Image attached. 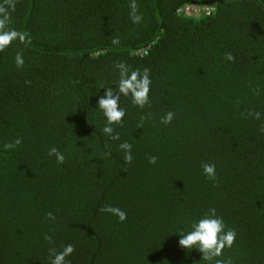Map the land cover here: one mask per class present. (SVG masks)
I'll return each mask as SVG.
<instances>
[{"label":"trees","instance_id":"trees-1","mask_svg":"<svg viewBox=\"0 0 264 264\" xmlns=\"http://www.w3.org/2000/svg\"><path fill=\"white\" fill-rule=\"evenodd\" d=\"M131 2L0 0L30 39L0 51V264H50L68 244L67 264H210L179 240L212 208L237 233L216 259L264 264V0H135L140 23ZM118 63L152 83L143 108L121 96L113 140L98 100Z\"/></svg>","mask_w":264,"mask_h":264},{"label":"clouds","instance_id":"clouds-1","mask_svg":"<svg viewBox=\"0 0 264 264\" xmlns=\"http://www.w3.org/2000/svg\"><path fill=\"white\" fill-rule=\"evenodd\" d=\"M131 18L134 23H140L142 16L138 15V8L135 0H132L130 4ZM9 15L6 10L0 9V51L12 45L14 41L19 40L21 43H30V39L27 33L18 31L14 28H9ZM113 44H119V39H114ZM225 59L228 61H234L235 57L231 53H227ZM15 63L17 67H23L25 61L22 53H17L15 56ZM116 68L119 69V80L115 89L106 88V92L98 100V109L103 112L106 118L105 126L102 132L113 140H119L118 134L113 135V124L122 123L123 118L126 115V110L120 106L121 96H131L132 102L143 108L149 101V93L151 88V79L148 68H145L143 72L139 69L130 70V68L124 63L116 64ZM253 115V113H249ZM175 114L168 112L163 118V123H171ZM256 119L261 118L260 112H255ZM21 143L20 139H16L14 144L8 143L4 145L5 149H12L16 145ZM120 149L125 152V162L131 164L133 160L132 146L128 142L121 143ZM50 156H55L58 163H63L65 156L57 148L53 147L49 151ZM149 163L155 164L157 157L150 156ZM203 171L210 179H214L216 175L215 164L205 163L203 165ZM102 211L111 213L118 216L121 222L127 219L125 211L118 207L106 206ZM50 219H55L52 213H48ZM237 238V233L234 229L227 228L222 217L218 216L216 209L212 208L209 214L198 219L192 224L191 230L181 235L179 244L181 247L188 250L196 249L203 254V259L209 261H215V264H232L231 259H216L222 257L225 248H231ZM51 239V237H46ZM75 251L72 244H68L63 247L62 250H52V256L50 264H67V258Z\"/></svg>","mask_w":264,"mask_h":264},{"label":"built area","instance_id":"built-area-1","mask_svg":"<svg viewBox=\"0 0 264 264\" xmlns=\"http://www.w3.org/2000/svg\"><path fill=\"white\" fill-rule=\"evenodd\" d=\"M212 8H207V7H202V8H199L198 6H193V7H189L187 9H185V13L187 15H196V14H199L200 12H204L206 13L207 15H210L212 13Z\"/></svg>","mask_w":264,"mask_h":264}]
</instances>
